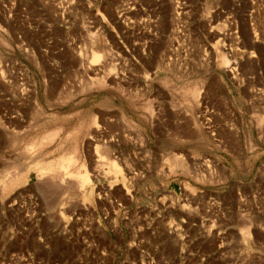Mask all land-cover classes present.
Wrapping results in <instances>:
<instances>
[{
    "label": "rangeland",
    "instance_id": "rangeland-1",
    "mask_svg": "<svg viewBox=\"0 0 264 264\" xmlns=\"http://www.w3.org/2000/svg\"><path fill=\"white\" fill-rule=\"evenodd\" d=\"M0 264H264V0H0Z\"/></svg>",
    "mask_w": 264,
    "mask_h": 264
},
{
    "label": "bare ground",
    "instance_id": "bare-ground-1",
    "mask_svg": "<svg viewBox=\"0 0 264 264\" xmlns=\"http://www.w3.org/2000/svg\"><path fill=\"white\" fill-rule=\"evenodd\" d=\"M251 43H254V40H251L250 41ZM94 57H95V55H94ZM95 58H97V57H95ZM230 75L232 74V72H231V70H228L227 71ZM48 136H50V135H48ZM47 137V136H46ZM74 162V159L73 158H71L69 155L67 156V155H65V156H63V157H61L60 158V160H59V165L63 168V170H64V174H72L71 172H70V170H69V167L72 165V163ZM53 169H50L49 171H52ZM72 171V170H71ZM77 173V172H76ZM74 174V173H73ZM68 176V175H67ZM86 181V176L85 175H83L82 176V179H81V182L82 183H84ZM14 183V182H13Z\"/></svg>",
    "mask_w": 264,
    "mask_h": 264
}]
</instances>
